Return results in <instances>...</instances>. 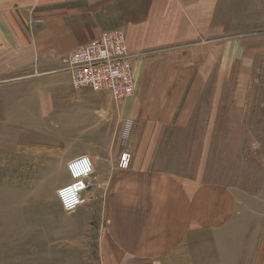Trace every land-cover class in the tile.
I'll use <instances>...</instances> for the list:
<instances>
[{
	"label": "crops",
	"instance_id": "obj_1",
	"mask_svg": "<svg viewBox=\"0 0 264 264\" xmlns=\"http://www.w3.org/2000/svg\"><path fill=\"white\" fill-rule=\"evenodd\" d=\"M223 3L0 0V75L3 41L13 39L3 26L14 25L10 101L18 83L42 85L36 93L43 102L50 100L49 112L41 114L44 130L52 119L61 128L73 125L76 145H81L72 151L41 145L38 152L54 149L65 174L67 162L76 157L92 161V185L78 211L87 205L104 218L96 264H264V227H242L241 204L225 184L206 180L203 154L208 149L199 151L194 140L192 125L209 80L216 74L212 87L223 88L227 42L240 41L228 36ZM113 29L124 32L135 56V95L118 104L74 89L69 75L58 72L67 54ZM129 120L131 130L125 134ZM130 146L132 160L120 170V152ZM195 246H202V255L183 256L194 254Z\"/></svg>",
	"mask_w": 264,
	"mask_h": 264
},
{
	"label": "rangeland",
	"instance_id": "obj_2",
	"mask_svg": "<svg viewBox=\"0 0 264 264\" xmlns=\"http://www.w3.org/2000/svg\"><path fill=\"white\" fill-rule=\"evenodd\" d=\"M223 4L226 9L221 20L227 26L228 36H238L240 41L227 42L223 88L212 87L217 79L212 74L204 91L192 125L195 146L199 151L208 149L203 154L207 160L206 180L225 184L234 194L237 206L241 204L242 227L262 228L264 0H224ZM5 16L1 15L2 20L7 19ZM3 28L13 39L3 41L4 73L0 75V264H96L98 246L106 232L104 218L90 212L87 205L71 214L61 211L56 191L68 182L67 174L59 168V156L54 149L46 153L37 149L41 145L68 151L80 149L74 126L61 128L60 122L52 119L46 121L44 130L41 114L48 110L50 100L43 102L36 93L42 85L20 82L14 87V102L10 101L9 90L14 83V25L4 24ZM27 44L33 46L35 42ZM63 68L58 72L65 73ZM219 91L220 98L215 96ZM102 96L110 102L108 96ZM12 113L14 120H9ZM195 156L198 160L200 152ZM193 250L194 254L184 252L183 256H196L197 252L202 255V246ZM98 258L100 261V254Z\"/></svg>",
	"mask_w": 264,
	"mask_h": 264
},
{
	"label": "built area",
	"instance_id": "obj_3",
	"mask_svg": "<svg viewBox=\"0 0 264 264\" xmlns=\"http://www.w3.org/2000/svg\"><path fill=\"white\" fill-rule=\"evenodd\" d=\"M134 55L128 51L124 32L113 29L103 32L97 39L85 44L65 58L64 72L70 77L74 89H88L93 93L103 94L110 101L118 104L130 99L135 94L133 61ZM132 147L123 148L119 155L118 168L126 170L131 162ZM86 156V155H83ZM82 156L76 157L66 164L69 182L56 191V198L63 213L76 212L84 204V195L92 185V170L87 177H73L69 164ZM89 157V156H88ZM90 159V157H89ZM91 165L92 161L90 159ZM93 169V165H92ZM84 181V187L78 197L81 201L74 208L64 206L60 190Z\"/></svg>",
	"mask_w": 264,
	"mask_h": 264
},
{
	"label": "clouds",
	"instance_id": "obj_4",
	"mask_svg": "<svg viewBox=\"0 0 264 264\" xmlns=\"http://www.w3.org/2000/svg\"><path fill=\"white\" fill-rule=\"evenodd\" d=\"M132 121L129 120L125 124V134L131 130ZM69 170L73 177H87L88 174L93 170L90 159L88 156H82L69 164ZM86 187L84 181L71 185L67 188L60 190V196L63 198L64 206L68 209L74 208L81 201L79 200L78 193Z\"/></svg>",
	"mask_w": 264,
	"mask_h": 264
}]
</instances>
